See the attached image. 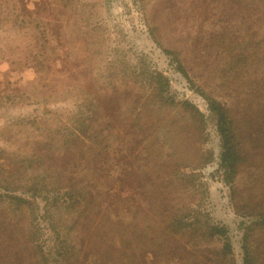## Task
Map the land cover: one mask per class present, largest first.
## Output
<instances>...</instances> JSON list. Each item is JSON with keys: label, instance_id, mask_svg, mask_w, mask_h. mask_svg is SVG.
Masks as SVG:
<instances>
[{"label": "rangeland", "instance_id": "rangeland-1", "mask_svg": "<svg viewBox=\"0 0 264 264\" xmlns=\"http://www.w3.org/2000/svg\"><path fill=\"white\" fill-rule=\"evenodd\" d=\"M191 1L0 0V150L18 154V163L27 166L6 179L19 188L25 180L39 178L53 189L59 178L43 170L63 166L70 178L78 168L72 182L60 179L58 184L84 182L100 195L87 217L82 208L74 212L66 207L65 199L44 216L36 205L32 213L11 205L5 215L1 205L0 264H81V258L71 259L75 247L95 239L99 248L101 240L114 242L118 234L125 235L124 244H136L130 241L133 226L124 213L142 209L140 225L162 228L179 213L192 219L210 216L228 228L235 262L243 264L240 225L248 218L235 214L218 171L221 145L215 118L200 88L190 87L161 47L193 55L184 50L185 43L202 18L192 17L191 7L201 15L206 7L202 0ZM202 57L195 61L203 62ZM188 59L181 57L183 64ZM191 76L201 89L215 90L213 74L202 70ZM213 93L224 98L221 91ZM184 101L204 115L202 131L170 104ZM73 133L85 140L72 143ZM106 146L110 155L104 156ZM45 148L51 154L42 156ZM118 161L128 173L121 185L115 178ZM123 217L126 230L120 224L117 233L107 232L108 226L106 236L99 234L104 219L118 224ZM10 221L16 228L2 227ZM185 234L175 243L193 252L213 243L194 239L199 234L194 230ZM138 243L147 249L146 240ZM252 255L254 264H264V237L253 240Z\"/></svg>", "mask_w": 264, "mask_h": 264}, {"label": "trees", "instance_id": "trees-1", "mask_svg": "<svg viewBox=\"0 0 264 264\" xmlns=\"http://www.w3.org/2000/svg\"><path fill=\"white\" fill-rule=\"evenodd\" d=\"M202 1L203 9L206 7L202 15L197 14L195 7H191L190 15L201 16L202 21L199 23L198 31L193 33V40H187L184 48L190 50L193 55L183 54L184 51L179 49L161 47L175 63L176 70L187 80L190 87L200 88V92L197 89L196 91L207 100L208 110L215 118L221 145L218 171L223 184L228 188L235 214L248 218V222L240 225L243 230V264H254L253 240L257 238L259 241V238L264 237V0ZM155 41L161 45L160 42ZM183 55L190 57V60L188 59L184 64L181 61ZM201 55H204L203 62L198 63L195 57ZM194 63L198 65V71ZM202 70L207 71L208 75L213 74L215 90L214 88L210 90L209 86L208 90L196 86L197 77L194 79L191 75L195 71L200 73ZM157 76L153 75V78ZM217 90L224 93V98L219 99L214 96L213 92ZM164 91L166 90H161L160 93ZM170 104L172 108L180 109L186 114L188 120L202 131L201 126L205 125V117L194 104L188 101L170 102ZM72 136V143L85 140L81 134L76 136L73 133ZM107 147L104 156L110 155L107 153L109 148ZM82 148L79 151L84 153L86 146L82 144ZM71 149L73 150V146ZM46 150L45 148L42 156L51 154ZM68 155L73 157L70 153ZM34 157L32 152V158ZM19 158L16 153L0 150V207L3 205L5 215L10 212L11 205H16L17 211L29 210L31 213L36 205L37 210L42 211L44 216L60 207L57 204L58 200L63 199L62 203H64L65 199L66 207L74 212H79L82 208V214L85 216L94 205V199L100 197L98 191H94V186L84 182H73L69 186L58 184L60 179L71 181L79 173V169L74 168L69 178L63 166L60 170L54 169L48 172L43 170L45 173L52 172L55 175L52 177L59 178L57 186L52 184L53 189L47 183H40L39 178H32V182L25 180V184H18L19 188H13L14 182H9L6 175L27 170L26 165L18 163ZM21 159L24 162L28 161L26 156ZM66 162L64 161V164ZM121 165L119 161L114 165L117 167L115 176L117 185L123 184L128 175L127 170ZM37 171L43 176L42 171ZM174 177L178 179L179 174ZM184 177L194 178L186 174ZM47 179H43V182ZM14 189L16 191L20 189V192L15 193ZM144 211L145 209H142L132 214L130 210L131 214L124 213V215L129 220L128 226H133L130 241L137 244L139 239L146 240L147 249H141L132 243L124 244L125 235L118 234L120 238L114 242L101 240L99 248L94 244L95 239H92L86 247H75L73 251L76 255L71 259L81 258V264H236L228 228L214 222L210 216L203 218L198 216L192 219L189 215L179 213L172 222H167L162 228L158 225H140ZM124 217L118 224L112 223L111 219L108 222L104 219L99 234L102 237L106 236L104 230L108 226L107 232L117 233L120 224L126 230ZM35 219L40 220L41 217L35 216ZM29 226L32 227L31 222ZM2 227L16 228V222L10 221ZM191 230L199 233L194 239L211 240L213 242L211 246L193 252L187 245L181 247L175 243L178 237L186 235L185 232ZM8 231L6 229L4 233ZM128 236L130 237V233Z\"/></svg>", "mask_w": 264, "mask_h": 264}]
</instances>
